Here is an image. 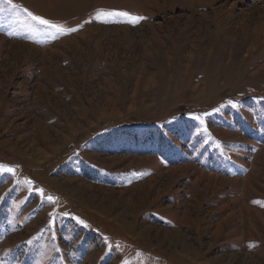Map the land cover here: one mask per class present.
Listing matches in <instances>:
<instances>
[{"label": "rangeland", "instance_id": "374dc122", "mask_svg": "<svg viewBox=\"0 0 264 264\" xmlns=\"http://www.w3.org/2000/svg\"><path fill=\"white\" fill-rule=\"evenodd\" d=\"M0 264H264V0H0Z\"/></svg>", "mask_w": 264, "mask_h": 264}, {"label": "snow or ice", "instance_id": "6c2138e0", "mask_svg": "<svg viewBox=\"0 0 264 264\" xmlns=\"http://www.w3.org/2000/svg\"><path fill=\"white\" fill-rule=\"evenodd\" d=\"M3 2L7 3V4H11L12 0H3ZM25 11H27V10L25 9ZM104 14L105 15H114L115 14V15H122V16L130 15L127 12H119V13L108 12V13H104ZM28 15L40 25H45V26H48V27L56 28L60 32H65L66 31L63 26L52 24L49 20H47V19H45V18H43L41 16L33 15L31 12H29ZM135 19H137V20L138 19H142V17H138V18H135ZM67 31H76V29H67ZM9 171H11V169H9Z\"/></svg>", "mask_w": 264, "mask_h": 264}, {"label": "trees", "instance_id": "16d2710c", "mask_svg": "<svg viewBox=\"0 0 264 264\" xmlns=\"http://www.w3.org/2000/svg\"><path fill=\"white\" fill-rule=\"evenodd\" d=\"M134 123V122H133ZM135 128H139L140 126H134ZM128 134L126 133V134H124V137L123 138H125L126 136H127Z\"/></svg>", "mask_w": 264, "mask_h": 264}]
</instances>
